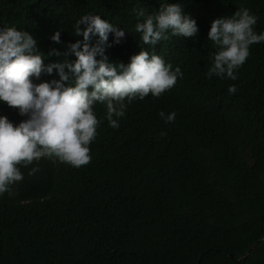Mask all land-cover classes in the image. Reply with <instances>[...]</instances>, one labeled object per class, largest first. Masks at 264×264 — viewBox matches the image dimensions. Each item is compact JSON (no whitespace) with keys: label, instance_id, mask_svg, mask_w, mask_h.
<instances>
[{"label":"trees","instance_id":"obj_1","mask_svg":"<svg viewBox=\"0 0 264 264\" xmlns=\"http://www.w3.org/2000/svg\"><path fill=\"white\" fill-rule=\"evenodd\" d=\"M162 2L0 0V26L28 31L45 54L63 52L82 39L73 34L81 15L132 30L133 7L151 12ZM169 2L196 20V35L153 49L126 31L119 44L109 36L106 55L127 64L146 48L184 78L159 98L133 100L118 129L96 104L102 122L87 165L53 156L20 166L23 179L0 195V264H264V43L251 46L237 80L206 77L216 51L207 39L212 20L243 6L258 16L259 33L264 0ZM57 30L60 44L50 39ZM160 111L175 112V121L166 124ZM0 115L26 119L2 102Z\"/></svg>","mask_w":264,"mask_h":264},{"label":"clouds","instance_id":"obj_2","mask_svg":"<svg viewBox=\"0 0 264 264\" xmlns=\"http://www.w3.org/2000/svg\"><path fill=\"white\" fill-rule=\"evenodd\" d=\"M131 14L136 18L132 30L99 14L81 15L73 25V34L82 39L69 42L63 52L53 48L47 54L40 51L37 39L28 31L0 26V102L26 117L14 124L0 115V195L11 194V186L23 179L20 166L42 158L54 156L74 168L90 163V145L102 122L94 111L96 104L106 106L109 126L118 129L133 100L149 95L159 98L184 78L179 66L173 68L154 51L142 48L125 64L110 60L106 47L119 44L126 31H132L139 34L143 45L154 49L170 37L196 35V20L184 13L180 3L169 0L151 12L135 6ZM257 21L258 16L243 6L230 16L212 20L207 39L216 51L206 72L209 80L238 79L251 46L264 43V31L255 30ZM50 39L60 44L61 32L55 31ZM49 57L57 59L45 63ZM54 73L58 78L34 82L42 74ZM236 92L235 84L228 87L230 95ZM158 115L166 124L176 118L175 112L160 111Z\"/></svg>","mask_w":264,"mask_h":264}]
</instances>
